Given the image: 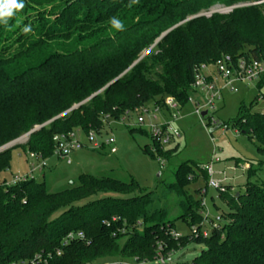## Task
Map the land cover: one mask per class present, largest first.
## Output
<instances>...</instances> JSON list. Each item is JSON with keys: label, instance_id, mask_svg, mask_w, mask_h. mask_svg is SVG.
<instances>
[{"label": "trees", "instance_id": "trees-1", "mask_svg": "<svg viewBox=\"0 0 264 264\" xmlns=\"http://www.w3.org/2000/svg\"><path fill=\"white\" fill-rule=\"evenodd\" d=\"M239 1L262 0H23L24 8L6 25L0 23L6 32L17 13L26 12L15 49L0 52V147L39 127L22 149L46 159L54 154L55 136L99 134L105 122L126 112L150 104L163 109L166 98L183 107L195 93L198 70L223 56L264 61L262 3L229 16L195 18L170 31L133 65L164 30L200 6ZM25 26L31 27L27 34ZM141 28L146 30L135 37ZM9 85L12 92L5 90ZM252 107L242 104L239 117L219 127L248 135L264 153V113L251 112ZM151 138L152 157L173 161L178 147L166 150ZM14 149L0 153V264H96L120 255L141 264L167 259L190 242L205 246L195 264H264V185L247 182L238 196L226 186L220 195L229 208L221 216L228 222L222 220L207 237L174 239L169 211L155 205L152 192H138L133 180L81 175L54 193L35 178L8 183L1 177ZM199 177L209 178L200 166L180 163L166 189L177 198L179 218L200 229L202 190L195 192L200 200L187 191ZM71 232H83L84 239L66 241Z\"/></svg>", "mask_w": 264, "mask_h": 264}, {"label": "rangeland", "instance_id": "rangeland-1", "mask_svg": "<svg viewBox=\"0 0 264 264\" xmlns=\"http://www.w3.org/2000/svg\"><path fill=\"white\" fill-rule=\"evenodd\" d=\"M262 3L264 0L258 2L239 1L230 5L214 2L208 7L203 3L204 5L200 6L196 13L186 15L184 20L164 30L150 46L142 50L133 65L154 49L162 40V36L170 30L172 31L195 18L211 19L214 15L229 16L236 9ZM25 17L26 12L17 13L11 27L7 28L6 32L0 31V42H4L0 46L1 53L10 54L15 49L17 31L21 30ZM144 30L146 29H139L135 37H140ZM158 53L159 49H156L155 54ZM9 86L5 88L6 92L14 90V87ZM233 87V91L222 90L221 97L214 103V108L206 106L204 95L191 93L188 102L183 107L178 106L173 111L159 109L160 112L155 114L157 117L155 124L169 125L171 132L175 136L179 135L178 138L171 139L170 143L164 146L166 150L177 146L178 150L173 161L165 163L163 171L160 170L159 158H153L150 153V151L156 152V146L148 126V116L154 114L156 109L150 104L148 116L143 113L131 112L120 120L111 119L109 123L105 122L102 131L99 134H93L96 143H104L114 137L118 149L116 154H111L109 147L106 146L96 151L94 145L88 141V135L85 132L74 131L73 139L80 141L85 147L69 155L71 164H68L67 159L54 155L46 158L47 167L41 173L38 170L32 172V168H36L41 163L40 159H30V153L23 151L28 146L29 133L6 142L0 148L9 145L15 149L11 151L10 168L2 175L1 179H6L10 183L13 177H23L32 172L31 177L39 182H44L51 193L63 190L73 182L76 183L81 175L112 177L124 183L133 180L139 187L138 192H152L155 197V205L165 207L169 211L170 220L175 222L174 232L186 237L191 234V228L179 218L181 211L177 206V198L173 194H168L166 189L167 185L174 182V172L180 163L187 162L202 168L211 164L214 171L212 181L222 182L225 186H229L232 195L244 194L247 182L256 186L264 185V153L260 151L261 145L248 135L236 132L231 128L227 130L219 127L222 124L235 121L239 117L242 104L249 108L253 103L251 112L264 113V99L261 98L264 95V86L259 88L257 83L236 82ZM197 109L207 112L209 119L201 118L196 114ZM138 117L144 118V125L140 126L137 123ZM135 128L138 130L132 131ZM246 165H248L247 168ZM250 167L252 172L249 173ZM159 174L161 176H158ZM224 177H226V181H223ZM209 179L205 180L203 177H199L196 182L187 186V191L194 195L198 189L205 190L204 194L200 193V198L204 201L203 221L206 218L207 221L215 220L223 212L226 213L229 208L227 202L221 198L219 189L206 188ZM195 199L200 200L197 195H195ZM222 219L223 222H228L224 216ZM125 241L126 239L121 240V247ZM203 250H205L204 245L190 242L177 252L172 253L169 258L165 259V263L155 260L141 264H195L194 260ZM96 264L139 263L134 258L120 255L116 258L102 259Z\"/></svg>", "mask_w": 264, "mask_h": 264}, {"label": "built area", "instance_id": "built-area-1", "mask_svg": "<svg viewBox=\"0 0 264 264\" xmlns=\"http://www.w3.org/2000/svg\"><path fill=\"white\" fill-rule=\"evenodd\" d=\"M236 82H248V83H264V61H257V60H248L246 58H239V59H233L231 56H223L222 58L218 59L215 63L211 65H204L202 66L197 73L195 82L193 84V89L195 90L196 94L204 95V100L206 102V106L210 108H214V103L216 100H218L221 97V92L223 89H229L230 91L234 90L233 84ZM165 107L163 109H166L167 111L170 110H176L178 108V104L174 100V98H166ZM156 111L154 114L149 115V108L142 107L139 109H135L133 112L135 113H143L148 116V126H149V132L151 136L154 138V140L160 145L161 148H164L165 145L170 143L171 139H175L179 137V135L175 136L174 133L171 132L169 129V125L167 126H159L155 124V121L157 120L156 113L160 112V107H155ZM131 112H126L124 117L128 116ZM203 111L201 109H197L196 114H198L201 118V114ZM208 116V113H207ZM137 123L142 126L145 124V120L143 117H138ZM226 129V126L222 127ZM237 132V131H236ZM94 132H91L88 134V141L92 143L95 147V149H101L103 146L109 147L111 154H116L118 149L116 146L115 138H110L106 140L104 143H96L94 137ZM74 133L69 134L68 136H55L54 142H55V150H54V156H57L62 159H67L68 164H71V161L69 159V155L72 152L78 151L83 149L85 146L83 143H81L78 140H74ZM11 147L5 146L3 148H0V153L10 149ZM30 159H40L41 163L36 167L32 168V172L38 170L39 172H43L44 169L47 167V160L42 158L39 154L30 153L29 154ZM160 163V169H164L165 167V160L162 158H159ZM33 167V166H32ZM202 168V167H201ZM205 170L209 176V182L208 187L213 189H219L220 193H224L226 191V186L222 182H215L212 181V176L214 175V171L212 169V165L205 166L202 168ZM32 172L26 176L23 177H13L10 184H16L19 182H23L28 178H34L31 177L33 174ZM225 174V173H224ZM226 177H224L223 181H226ZM205 193V190L202 191V194ZM201 206L203 207V214H204V201L202 200ZM222 216H218L215 220H209L207 221V218L205 221L202 222L200 225V229L197 226H193L191 228V235L194 237L203 236L207 237L210 232L220 227V223L222 222ZM172 237L174 239H179L182 236L172 232ZM74 238L77 239H84L83 232H71L69 233L65 240L71 241ZM35 260H40V257H36ZM160 263H165V258L162 256L159 257L158 260ZM33 264V263H32Z\"/></svg>", "mask_w": 264, "mask_h": 264}, {"label": "clouds", "instance_id": "clouds-1", "mask_svg": "<svg viewBox=\"0 0 264 264\" xmlns=\"http://www.w3.org/2000/svg\"><path fill=\"white\" fill-rule=\"evenodd\" d=\"M24 6L23 0H0V23L6 25L8 20L14 15V12L22 10ZM113 23L117 28L123 30V25L117 22L115 18H113ZM22 31L27 34L31 31V27L25 26Z\"/></svg>", "mask_w": 264, "mask_h": 264}, {"label": "water", "instance_id": "water-1", "mask_svg": "<svg viewBox=\"0 0 264 264\" xmlns=\"http://www.w3.org/2000/svg\"><path fill=\"white\" fill-rule=\"evenodd\" d=\"M171 31V30H170ZM170 31H168V32H166L163 36H162V38L164 37V36H166ZM137 63V62H136ZM135 63V64H136ZM134 64V65H135ZM92 97H94V96H92ZM90 100V99H89ZM88 101V100H87ZM86 101V102H87ZM84 104V103H83ZM82 105V104H81ZM80 105H78V106H75L74 108H72L71 110H73V109H75V108H78ZM207 115V112H203L202 114H201V116L202 117H205ZM39 128H35L33 131H31V132H29V134H32L34 131H36V130H38ZM158 176H160V174L158 175ZM239 194H237V196H238Z\"/></svg>", "mask_w": 264, "mask_h": 264}, {"label": "crops", "instance_id": "crops-1", "mask_svg": "<svg viewBox=\"0 0 264 264\" xmlns=\"http://www.w3.org/2000/svg\"><path fill=\"white\" fill-rule=\"evenodd\" d=\"M246 168L248 167V165L245 166Z\"/></svg>", "mask_w": 264, "mask_h": 264}]
</instances>
